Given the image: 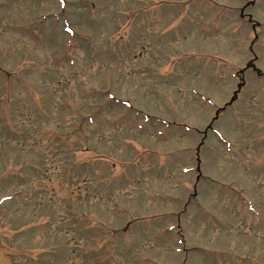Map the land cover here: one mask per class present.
Here are the masks:
<instances>
[{"label":"rangeland","instance_id":"1","mask_svg":"<svg viewBox=\"0 0 264 264\" xmlns=\"http://www.w3.org/2000/svg\"><path fill=\"white\" fill-rule=\"evenodd\" d=\"M259 158L264 0H0V264H264Z\"/></svg>","mask_w":264,"mask_h":264},{"label":"snow or ice","instance_id":"2","mask_svg":"<svg viewBox=\"0 0 264 264\" xmlns=\"http://www.w3.org/2000/svg\"><path fill=\"white\" fill-rule=\"evenodd\" d=\"M61 3H63V0H61ZM69 32H71L72 30L71 29H68Z\"/></svg>","mask_w":264,"mask_h":264},{"label":"trees","instance_id":"3","mask_svg":"<svg viewBox=\"0 0 264 264\" xmlns=\"http://www.w3.org/2000/svg\"><path fill=\"white\" fill-rule=\"evenodd\" d=\"M251 66V65H250ZM237 95V94H236ZM236 95H235V97H236ZM235 97H234V99H235Z\"/></svg>","mask_w":264,"mask_h":264}]
</instances>
